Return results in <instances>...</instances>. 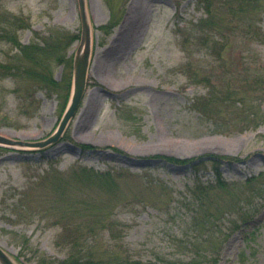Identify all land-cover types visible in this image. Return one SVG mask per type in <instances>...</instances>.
Returning <instances> with one entry per match:
<instances>
[{
  "label": "rangeland",
  "instance_id": "1",
  "mask_svg": "<svg viewBox=\"0 0 264 264\" xmlns=\"http://www.w3.org/2000/svg\"><path fill=\"white\" fill-rule=\"evenodd\" d=\"M198 2L86 0L93 45L77 114L54 143L0 145V246L15 264H56L70 248H79L70 247L67 227L74 230L82 218L62 214L67 207L56 203L53 183L69 198L103 202L101 214L109 209L121 227L115 230L121 250L145 264H264V175L245 182L264 171V121L233 131L231 115L214 111L211 121L194 107L197 96L209 94L204 78L230 71L205 47L206 33L193 29L206 15ZM261 2L258 14L244 16L246 24L253 17L258 27L253 23L246 33L239 24L234 36L227 29L222 54L228 63L244 57L252 65L264 63ZM5 17L24 21L17 31L22 44H42L55 30L81 35L79 0H0V35ZM61 42L73 62L80 38ZM19 52L0 36L2 62H12ZM50 68L63 86L68 65L53 59ZM62 89L0 72V134L29 142L48 138L72 94V86L69 94ZM165 155L191 160L176 163ZM213 158L219 159L221 176L234 184L209 191L213 212L227 211L210 226L201 223L207 211L191 190L216 183ZM87 169L109 175L86 180L81 174ZM106 186L120 197L110 200ZM236 222L242 227L235 229ZM98 240L105 247L110 232Z\"/></svg>",
  "mask_w": 264,
  "mask_h": 264
},
{
  "label": "trees",
  "instance_id": "2",
  "mask_svg": "<svg viewBox=\"0 0 264 264\" xmlns=\"http://www.w3.org/2000/svg\"><path fill=\"white\" fill-rule=\"evenodd\" d=\"M198 3L204 9L206 15L200 18L199 23L195 24L193 29L200 28L202 32L206 33L205 47L209 48L212 54H215V60H221V67L227 68L230 71H228L229 73L227 71L224 72L227 76L210 74V76L204 78L203 81L208 87L209 94L197 96L194 100V107L205 113L211 121L212 119H216L212 116L214 111L219 114L225 112L227 115H231L236 119V124L232 128L233 131H242L252 126L255 128L264 121V63L256 62L252 65L248 57H244L241 63H232L230 61L232 63L230 64L226 61L222 52L228 45V36L226 37L227 29L231 28V35L234 36L237 33L239 24H243L247 27L246 33H250L252 24L255 23L257 25L256 19L252 17L253 23L246 24L244 16L251 18L249 14L253 12H255L254 14H258L263 4L261 0H199ZM250 9L253 10L249 13ZM4 21L7 26L3 27V33L0 36L13 42L19 47L20 52L13 56L14 60L12 62H2L0 60V72L5 73V76L17 77L25 75L32 81L48 86L51 90L57 92L64 86L62 91L69 94L72 86L73 62L71 58L66 56L64 52L65 47H62L61 40L67 42L69 45L73 40L80 38V35L67 30H55L42 44L35 41L22 44L17 36V31L24 27V21L18 24L16 21L11 22L10 19L7 20L6 17ZM234 22H236V25L233 24ZM260 34L259 30L255 34L257 41H260ZM53 59L66 63L70 68L69 76H67L63 86H60L61 83L56 81L50 68ZM218 81L222 82L221 87L218 85ZM67 99L69 97L66 95L65 102L68 101ZM223 115L226 116V114ZM227 129L229 128L226 127L223 130ZM83 146L92 147L93 145L85 144ZM165 157L176 163H185L191 160L168 155H165ZM218 160L217 158L212 160L218 173L216 183H209L208 185L198 183L191 190V194L197 199L198 206H204L205 211H207L201 223L203 224L204 222L205 225L210 226L216 223L215 220H220L227 211L223 209L217 215L213 212L214 210L209 205L212 203L209 191L211 192L214 187L228 189L234 184L221 176L217 166ZM81 175L86 180H90L93 176L99 179L104 178L109 173L87 169ZM262 175H264V171L246 179L245 182L250 183L253 179H258ZM53 186L57 191L56 203L60 207H67V210L65 208L61 211L62 214L66 216V214L69 215L70 213L76 219L82 218V222H77L75 226H72L74 230L71 231L69 226L67 227L69 230L70 247L78 245L79 248L75 250L70 248L68 256L65 259L58 260L56 264H145L141 259L127 256L121 250L124 246L122 238L118 242L116 240L118 239L116 238L118 235L115 234V230L117 231L118 227H120L119 223H115L112 217H110L113 215L109 213V209L105 211V214H101L102 209H100V205L103 202H100V200V203L97 200L81 202L76 198L65 196V188L62 190L59 183H53ZM114 190V188L108 186L105 188V191L112 193V196L109 198L110 200H117L120 197ZM68 202L69 205H67ZM114 205L116 206L118 203ZM249 217L247 214L242 220L246 222ZM195 219H197V215L192 220ZM70 223L72 224V222ZM235 227V229L240 228L242 224L236 222ZM64 230H66V227H64ZM75 230L77 232H73ZM104 231L110 232V239L112 240L108 244L105 243V247L100 246L98 240L100 234ZM113 235L116 236L114 237ZM27 240L30 241V239ZM22 252L24 253L25 251ZM193 264L199 263L194 262Z\"/></svg>",
  "mask_w": 264,
  "mask_h": 264
},
{
  "label": "water",
  "instance_id": "3",
  "mask_svg": "<svg viewBox=\"0 0 264 264\" xmlns=\"http://www.w3.org/2000/svg\"><path fill=\"white\" fill-rule=\"evenodd\" d=\"M79 4L82 31L80 45L74 57L73 89L57 129L48 138L35 142L14 140L0 134V145L44 147L58 141L76 115L87 89L92 54V25L87 12L86 0H79ZM0 262L2 264H15L1 246Z\"/></svg>",
  "mask_w": 264,
  "mask_h": 264
}]
</instances>
